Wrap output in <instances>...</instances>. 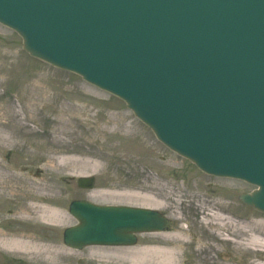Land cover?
<instances>
[{"label":"water","instance_id":"obj_1","mask_svg":"<svg viewBox=\"0 0 264 264\" xmlns=\"http://www.w3.org/2000/svg\"><path fill=\"white\" fill-rule=\"evenodd\" d=\"M0 23L31 56L126 101L204 172L258 186L241 200L264 212V0H0ZM70 212L76 249L134 245L168 225L149 209L75 201Z\"/></svg>","mask_w":264,"mask_h":264},{"label":"rangeland","instance_id":"obj_2","mask_svg":"<svg viewBox=\"0 0 264 264\" xmlns=\"http://www.w3.org/2000/svg\"><path fill=\"white\" fill-rule=\"evenodd\" d=\"M0 81L4 82L0 88V117L9 106L18 114V123L12 120V128H7L12 144L0 140V162L26 180L11 185L9 197L0 201V235L8 232L1 222L13 224V220L16 225L14 219L24 216L28 187L49 184L57 188L54 204L63 211V223L57 225L54 235L51 229L45 233L77 257L73 259L77 264H166L153 262L150 252L139 255L137 249L151 245L153 240H169L168 233L141 234L136 247L72 249L64 243L63 235L66 228L77 224L69 207L72 201L81 199L152 208L174 215L176 224H187L177 216L188 209L202 239L196 244V252H206L212 246L230 256L220 257V264L264 262V253L244 242L251 234L264 236V224L257 223L264 221V214L247 208L237 196L253 187L206 176L159 142L122 100L73 73L31 57L23 49L22 38L1 24ZM128 124L133 125L132 133L124 127ZM91 175L97 178L95 189H79L76 180ZM156 179L170 189L156 187ZM221 185L233 188L235 196L218 191ZM210 212L221 214L226 221L215 220ZM181 231L186 233L184 237L191 233L186 226ZM93 248L102 254L93 256ZM0 254V264H43L16 253L0 250Z\"/></svg>","mask_w":264,"mask_h":264},{"label":"bare ground","instance_id":"obj_3","mask_svg":"<svg viewBox=\"0 0 264 264\" xmlns=\"http://www.w3.org/2000/svg\"><path fill=\"white\" fill-rule=\"evenodd\" d=\"M3 84L4 82L0 81V88L3 87ZM9 108L10 106L0 117V140L1 142L8 141L7 144H12V137L10 136L11 134H8L7 128H12L10 124L12 120L18 123V114L16 111ZM2 117L8 120L4 121ZM124 127L129 133L133 132L132 124L125 125ZM13 128H16V126L14 125ZM155 181L154 184H156V187L158 186L159 189H170V186L161 182V180L156 179ZM21 182H26L23 174L18 172L12 173L8 166L0 162V201L4 202L9 197L7 190L11 185L13 186ZM27 190L28 193L26 196L29 202L26 208H23L22 212L24 216L14 219L17 227L10 230V232L0 235V249L10 253L20 254L29 261L37 263L77 264L73 260L74 258L78 259L77 257L69 253L63 246L57 245V242H55V240L52 241L45 233L48 229L56 232L57 225L63 223V211L54 204L55 199H57V195L55 194L57 188L49 184H44L38 187L30 186ZM95 197L96 195L91 196L93 199H95ZM211 213L212 212L209 214ZM212 215L215 220L221 223L226 221L219 213L218 216L211 214V216ZM11 222L14 223L13 220H11ZM257 223L264 224V221L260 220ZM251 225L252 223H250L248 227ZM262 234L263 233L251 234L249 238L244 241L245 245L264 253V236ZM164 244V241L153 240L151 241V245L139 248L137 252L139 255L150 252L153 262L173 261L176 256V249H167ZM173 244L178 245L179 242L174 241ZM91 253L93 256L102 254L98 249L94 248L91 250ZM142 256L146 257L145 255ZM257 264H264V262H258Z\"/></svg>","mask_w":264,"mask_h":264},{"label":"flooded vegetation","instance_id":"obj_4","mask_svg":"<svg viewBox=\"0 0 264 264\" xmlns=\"http://www.w3.org/2000/svg\"><path fill=\"white\" fill-rule=\"evenodd\" d=\"M230 189H223V191L225 193H229L232 196H235L233 191H229ZM232 192V193H231ZM231 201V200H230ZM235 199L233 200V202L235 203ZM186 213L185 214H181L177 217H181L183 219H185L186 223H182V224H176L173 221V217H175L174 215H168L169 218V230H168V234H169V242L167 243V247L171 250H175L176 256L174 257L173 261H168L167 264H220V257H221V252H217V250L210 246L208 249V251L206 252H196V244L197 242L199 243L201 239L200 237V233L199 230L197 229V227L195 226V222L192 220L194 218V216L191 213H188V209H186ZM2 226H6V228L11 229L12 225H10L9 223H5V222H1ZM188 227V231H191V233L189 232V237L186 239V242H188V244H186L185 246H183L182 250H179V245H174V238L173 237H179V238H183V232L181 230H183V227ZM181 229V230H180ZM176 231V232H174ZM176 233V234H174ZM190 241L192 243H190ZM225 258L227 259H231L230 256L226 255Z\"/></svg>","mask_w":264,"mask_h":264}]
</instances>
